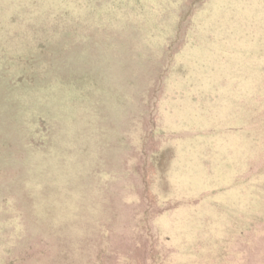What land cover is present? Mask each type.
<instances>
[{"label": "rangeland", "instance_id": "obj_1", "mask_svg": "<svg viewBox=\"0 0 264 264\" xmlns=\"http://www.w3.org/2000/svg\"><path fill=\"white\" fill-rule=\"evenodd\" d=\"M0 264H264V0H0Z\"/></svg>", "mask_w": 264, "mask_h": 264}]
</instances>
